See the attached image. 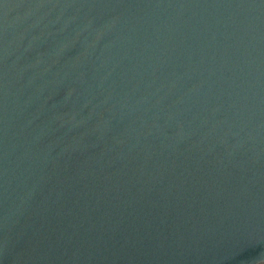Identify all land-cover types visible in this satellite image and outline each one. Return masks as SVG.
Returning a JSON list of instances; mask_svg holds the SVG:
<instances>
[{"label": "water", "instance_id": "95a60500", "mask_svg": "<svg viewBox=\"0 0 264 264\" xmlns=\"http://www.w3.org/2000/svg\"><path fill=\"white\" fill-rule=\"evenodd\" d=\"M0 264H264V0H0Z\"/></svg>", "mask_w": 264, "mask_h": 264}]
</instances>
